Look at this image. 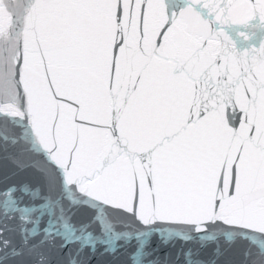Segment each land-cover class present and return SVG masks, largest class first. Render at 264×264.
I'll return each mask as SVG.
<instances>
[{"label": "snow or ice", "instance_id": "6c2138e0", "mask_svg": "<svg viewBox=\"0 0 264 264\" xmlns=\"http://www.w3.org/2000/svg\"><path fill=\"white\" fill-rule=\"evenodd\" d=\"M94 261L264 264V0H0V264Z\"/></svg>", "mask_w": 264, "mask_h": 264}, {"label": "water", "instance_id": "95a60500", "mask_svg": "<svg viewBox=\"0 0 264 264\" xmlns=\"http://www.w3.org/2000/svg\"><path fill=\"white\" fill-rule=\"evenodd\" d=\"M123 259V258H122ZM93 264H95V261L93 262Z\"/></svg>", "mask_w": 264, "mask_h": 264}]
</instances>
